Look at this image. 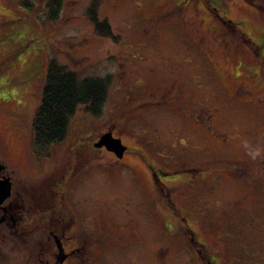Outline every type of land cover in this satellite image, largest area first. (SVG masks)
Masks as SVG:
<instances>
[{"label":"rangeland","instance_id":"obj_1","mask_svg":"<svg viewBox=\"0 0 264 264\" xmlns=\"http://www.w3.org/2000/svg\"><path fill=\"white\" fill-rule=\"evenodd\" d=\"M95 1L116 39L97 33L88 15ZM183 1L62 0L51 18L49 0H39L35 18L21 7L20 37L0 34L9 164L25 163L51 62L81 81L109 79L102 109L82 107L65 140L38 152L52 165L68 164L67 150L74 156L66 197L77 226L105 241L95 264H264V55L230 23ZM248 2L225 0L226 22L245 21L263 51L264 0ZM9 5L0 0V12ZM102 134L129 155L98 153ZM78 150L89 157L75 170ZM155 174L167 187L158 188ZM7 254L18 261V251Z\"/></svg>","mask_w":264,"mask_h":264},{"label":"flooded vegetation","instance_id":"obj_2","mask_svg":"<svg viewBox=\"0 0 264 264\" xmlns=\"http://www.w3.org/2000/svg\"><path fill=\"white\" fill-rule=\"evenodd\" d=\"M6 1L10 5L5 7V12H0V34L3 36L2 40H13L16 37L13 34L19 36L20 26L24 23L22 14L24 7L30 10L35 18L40 5L39 0L37 5L35 0L33 2ZM194 1H192L193 5H198V10L206 11L212 17L215 13V16L222 22L230 23V29L240 34L243 37L242 40H245L247 44L249 43L252 52L264 55V53L262 54L264 36L257 40L262 47L263 51H261L254 47L252 40H249L248 35L246 36L249 32L244 28L247 26L245 21H241V23L226 22L229 7L225 5V0ZM244 1L249 3L248 0ZM183 2L188 4L191 0ZM22 6L24 7L21 8ZM6 32L8 34L4 36L3 33ZM103 136L106 137L109 147H96L95 144ZM109 137L108 134L99 136V140L94 144L97 148L95 150L99 153L105 149L124 160L130 153L128 147L112 148L114 143L109 142ZM24 146L25 163L23 165L10 163V165L6 144L0 137V264H21V262L25 264H95L97 257L94 251L103 247L105 241L102 237H90L77 226V217L74 211L76 207L67 202L66 193L70 188L69 176L72 174L68 171V167L71 166L70 162L74 157L71 151L67 150L66 154L70 155L68 164L57 165L58 161L52 165L51 158L49 161L46 158L40 160L38 152L43 154L44 150L35 151L33 143L31 145L30 141L26 140ZM56 154L54 147H51L50 156ZM84 157H89L84 150L76 152L75 170L79 169ZM149 166L152 167L153 164H149ZM155 175L158 183L162 185L158 188L167 187L164 183L166 177ZM30 176L36 178L27 179ZM73 198L78 203L80 202L78 191L74 193ZM7 249L19 252L17 262L9 260ZM23 258L24 260H22Z\"/></svg>","mask_w":264,"mask_h":264},{"label":"trees","instance_id":"obj_3","mask_svg":"<svg viewBox=\"0 0 264 264\" xmlns=\"http://www.w3.org/2000/svg\"><path fill=\"white\" fill-rule=\"evenodd\" d=\"M61 2L62 0H49L51 18H56L55 15L61 9ZM98 6V1H95L88 11L97 33L115 38L108 23L99 20ZM108 82L109 79L106 78H90L81 81L77 72L51 62L45 76L43 100L33 122L34 150L42 151L55 144H61L66 138L70 120L78 110L83 109L82 107L99 112L106 98ZM209 260L208 264H218L214 259Z\"/></svg>","mask_w":264,"mask_h":264},{"label":"water","instance_id":"obj_4","mask_svg":"<svg viewBox=\"0 0 264 264\" xmlns=\"http://www.w3.org/2000/svg\"><path fill=\"white\" fill-rule=\"evenodd\" d=\"M110 138V137H109ZM110 143H114L111 147L112 148H124L122 143L120 141H117V140H114V139H110L109 140ZM96 147L100 148V147H103V146H106V147H109L108 143H107V139L105 136H103L98 143L95 144ZM121 152V151H120ZM120 156H122L120 154Z\"/></svg>","mask_w":264,"mask_h":264}]
</instances>
